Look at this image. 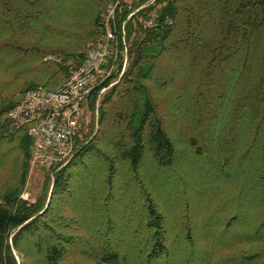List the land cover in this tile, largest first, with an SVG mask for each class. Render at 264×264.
<instances>
[{
    "label": "trees",
    "instance_id": "obj_1",
    "mask_svg": "<svg viewBox=\"0 0 264 264\" xmlns=\"http://www.w3.org/2000/svg\"><path fill=\"white\" fill-rule=\"evenodd\" d=\"M118 1L129 65L101 102L97 131L77 139L35 202L21 197L33 139L10 125L15 99L1 101L0 143L18 141L27 163L0 194V264H173L180 248L182 264H264V0H154L135 13L146 0H0V74L11 73V86L20 80L21 94L62 85L101 41V12ZM156 4L154 24L140 21ZM177 63L189 71L181 90L196 79L179 135L173 94H162ZM194 169L210 180L193 197L226 178L227 204L238 196L239 205L224 232L210 219L191 224V213L172 238L160 194L180 200ZM217 244L229 252L216 256Z\"/></svg>",
    "mask_w": 264,
    "mask_h": 264
},
{
    "label": "rangeland",
    "instance_id": "obj_2",
    "mask_svg": "<svg viewBox=\"0 0 264 264\" xmlns=\"http://www.w3.org/2000/svg\"><path fill=\"white\" fill-rule=\"evenodd\" d=\"M128 4L129 7L133 6V4L140 3L141 0H120ZM154 0H146L142 1V5H140L138 8L134 9L132 13L137 12L139 9L145 8L146 6L152 4ZM119 5V1H118ZM118 7V6H117ZM160 5L156 4L155 8L148 12V17H140V21L144 22L146 25H148L147 21L149 19H153L156 17V10L159 8ZM134 36L131 37L133 39ZM130 43V42H129ZM126 43L127 46L129 44ZM93 47V46H92ZM89 50V49H88ZM88 52V51H87ZM86 52V53H87ZM84 53V54H86ZM122 59V60H121ZM10 61V60H8ZM129 57L127 53V57L125 58V55L122 53L121 57L119 58V61L116 63V70L115 73L112 75V78H109L107 81L109 84L105 85L107 82H105L106 89L104 91H100L95 103H91L89 101L88 106L86 107V111L82 117L81 123V130L78 136V139L85 140V134H91V132L97 131L98 127V117H99V107L101 105V102L105 96V94L109 91L110 82L113 81L114 84L118 82L122 74L121 70H126L129 65ZM69 63H72L70 61ZM125 66V68H124ZM124 68V69H123ZM3 72V71H2ZM189 71L188 66H186L185 63H177L175 66V78H173V82L171 87L168 89H164L162 91V94L166 95L167 93H172L174 98L173 103V115L175 116V119L172 120V124L175 128L176 134H181L184 132V125L181 124L183 115H186L187 106L190 103V100L193 99L195 93H196V79H194L191 83H189L190 87L187 88V90H181V86L183 83V80L188 78ZM11 73H2L0 74V106L2 105L1 101L3 98L7 99H17V97L21 94L20 93V86L22 82L19 80L14 85H8L7 81L11 78ZM186 77V78H185ZM21 82V83H20ZM113 84V85H114ZM167 109V107H166ZM169 110V107H168ZM88 136V137H89ZM79 143L76 140V149L78 147ZM76 151V150H75ZM31 152H32V146H31ZM151 157L148 156L147 160H150ZM27 163V159L25 156V153L20 146L18 141H12V142H2L0 143V194L5 191L6 188H9L11 186H14L21 182V179L23 177V173L25 170V164ZM54 170L55 168H46L40 165H32L31 164V155L29 159V170L28 174L26 176V181L23 186V192L21 197L23 199L28 200L29 202H35L38 198H40L44 190V185L47 184V178L50 177L53 179L54 176ZM210 177L207 175L202 174L198 170L194 169V171L191 173V175L187 178H184V180H188V183L186 184V187L184 188L183 185H181L178 190V196L181 195L180 200L178 198L176 200H167V197L163 194H160V199L163 201V205L166 209V212L168 214V218L171 222V237L176 238L177 230L180 228V224L184 223L186 217L185 215H191L193 213V218L191 219L190 223L194 225H201L200 222H205L207 220H211L215 222L213 226V230L215 229L216 232H224L223 225L221 222H225L226 219L230 216V214L235 211L238 207V196L236 198V201L230 202V204H227V198L231 195L229 191L233 190V183L227 180L226 178H222V180L217 181V188L216 190H207V194H204V197H202L200 200L196 197H193V192H196L200 189L198 188V184L200 182H203L204 180H210ZM215 180V179H214ZM186 189L185 194H181L182 189ZM154 193L157 192L156 189H154ZM156 191V192H155ZM160 191V190H159ZM158 194V192H157ZM177 195V194H176ZM234 195V192L232 193V197ZM227 196V197H226ZM226 206V207H225ZM225 208V209H224ZM225 210V211H224ZM199 215V216H198ZM202 234H200V245L202 247H208L209 244H211V238L206 237L205 235L201 237ZM210 236V235H209ZM183 248H180V251H177L173 257V264H182V260L184 257V252L182 250ZM230 249H228L225 246H221L220 244L216 245V249L214 250V253H216V256H223L226 253L229 252Z\"/></svg>",
    "mask_w": 264,
    "mask_h": 264
},
{
    "label": "built area",
    "instance_id": "obj_3",
    "mask_svg": "<svg viewBox=\"0 0 264 264\" xmlns=\"http://www.w3.org/2000/svg\"><path fill=\"white\" fill-rule=\"evenodd\" d=\"M117 6L118 2L101 12L105 30L101 41L83 54L82 61L71 69L62 85L54 89L43 86L29 89L8 112L12 128L28 127L33 139L32 165L60 169L72 158L93 91L100 86L104 91L121 54L127 57L125 32L121 34L117 25ZM154 22L147 21L148 25ZM113 84L111 81L109 86Z\"/></svg>",
    "mask_w": 264,
    "mask_h": 264
},
{
    "label": "water",
    "instance_id": "obj_4",
    "mask_svg": "<svg viewBox=\"0 0 264 264\" xmlns=\"http://www.w3.org/2000/svg\"><path fill=\"white\" fill-rule=\"evenodd\" d=\"M80 57H83V53L80 54ZM23 98V94H20L17 99L15 100V103H18L20 102V100H22ZM52 190V189H51ZM50 196H51V192H50V195H49V198H48V202H47V206H48V203H49V200H50Z\"/></svg>",
    "mask_w": 264,
    "mask_h": 264
}]
</instances>
